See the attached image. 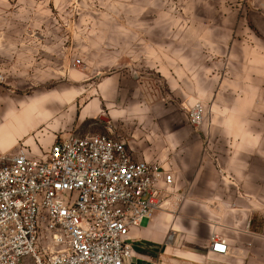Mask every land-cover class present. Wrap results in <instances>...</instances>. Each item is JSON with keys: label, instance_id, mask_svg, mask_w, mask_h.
<instances>
[{"label": "crops", "instance_id": "1", "mask_svg": "<svg viewBox=\"0 0 264 264\" xmlns=\"http://www.w3.org/2000/svg\"><path fill=\"white\" fill-rule=\"evenodd\" d=\"M256 19L257 31L237 33L229 46L202 37L197 47L175 48L176 58L168 56L173 47H162L165 60L155 69L165 88L148 84L152 78L141 72L102 78L80 110L86 131L57 137L109 134L135 160L161 163L174 174L173 188L184 198L131 229L128 264H264V21ZM68 96L20 98L31 101L12 112L13 134L2 137L0 152L37 147L32 137L21 140L59 126L56 115ZM191 99L206 107L199 127L178 107ZM5 117L0 110V123ZM213 234L226 240L227 253L212 252Z\"/></svg>", "mask_w": 264, "mask_h": 264}, {"label": "rangeland", "instance_id": "2", "mask_svg": "<svg viewBox=\"0 0 264 264\" xmlns=\"http://www.w3.org/2000/svg\"><path fill=\"white\" fill-rule=\"evenodd\" d=\"M255 15L264 21V0H0V110L6 116L0 140L10 138L12 112L31 101L20 98L67 93L56 115L61 124L21 140L34 138L37 147L26 149L42 158L62 133L86 131L80 110L102 78L141 72L152 78L148 84L165 88L155 69L165 60L162 47H173L168 56L176 58L175 48L197 47L202 37L229 46L237 33L257 31ZM197 101L178 107L186 115L184 106ZM48 136L52 141L44 143Z\"/></svg>", "mask_w": 264, "mask_h": 264}, {"label": "built area", "instance_id": "3", "mask_svg": "<svg viewBox=\"0 0 264 264\" xmlns=\"http://www.w3.org/2000/svg\"><path fill=\"white\" fill-rule=\"evenodd\" d=\"M184 107L205 122L202 102ZM174 180L105 133L57 138L42 159L0 153V264H128L131 229L184 198ZM211 250L227 253L226 240L213 234Z\"/></svg>", "mask_w": 264, "mask_h": 264}]
</instances>
